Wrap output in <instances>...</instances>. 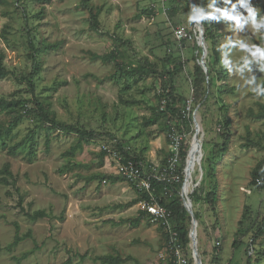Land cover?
Masks as SVG:
<instances>
[{
    "label": "rangeland",
    "instance_id": "374dc122",
    "mask_svg": "<svg viewBox=\"0 0 264 264\" xmlns=\"http://www.w3.org/2000/svg\"><path fill=\"white\" fill-rule=\"evenodd\" d=\"M192 1L89 0L84 6L82 0H0V51L12 73L0 78V98L35 97L57 121L100 135L70 154L73 134L37 129L38 120L19 117L18 107L0 112L3 128L16 119L0 140L6 145L0 169L7 163L14 179L0 184V264H102L96 258L103 255L171 264L160 224L146 215L130 224L139 215L133 202L139 195L123 179L105 178L116 176V163L103 150L120 146L145 166L164 164L170 127L195 158L187 180L161 199L178 194L185 208L183 264H195V251L200 264H246L247 257L264 264V98L238 90L242 82L220 65L226 37L259 45L260 36L250 26L236 34L230 22L215 21L196 105L194 59L200 64L202 51L186 16ZM252 6L264 15V0H252ZM91 12H98L97 31L90 28ZM175 27L192 38L178 42ZM111 52L116 61L105 59ZM240 55L232 51L233 59ZM34 61L39 71L31 88L26 79ZM252 71L264 77L255 66ZM170 79L188 116L182 117L184 107L173 117L164 111L160 95ZM15 144V154H8ZM257 173L260 186L251 182ZM212 187L215 213L206 200ZM37 211L47 217L27 216ZM15 236L21 240L10 247Z\"/></svg>",
    "mask_w": 264,
    "mask_h": 264
},
{
    "label": "trees",
    "instance_id": "16d2710c",
    "mask_svg": "<svg viewBox=\"0 0 264 264\" xmlns=\"http://www.w3.org/2000/svg\"><path fill=\"white\" fill-rule=\"evenodd\" d=\"M88 1L89 0H82L83 5L87 6ZM193 2L195 5H206L207 4V0H193ZM97 13L98 12H95V13L91 12V15L89 17L90 28H91V30H94V31H97ZM200 27L203 30V37H204V41L206 43L207 52H209L211 46H213V44H214V40L216 37V35H215L216 32H215V28H214L215 27V21L200 22ZM197 49L199 50L198 46H197ZM38 54H39V51L34 50V55H38ZM3 58H4L3 53L0 51V78H4L8 75H12V73H10L9 71H7L5 69V67L3 65ZM105 59L116 61V53L111 52ZM194 60H195L194 80H193L192 90H193V101L196 105H198V104H200V102L203 98L201 90H202V81L204 79L205 69L198 63L196 58ZM38 71H39V68H38V66L35 65V61H34L31 65L30 71L27 75L28 79H26V83L31 88H33V84L31 82V80L35 77V75L37 74ZM14 78H15V80H17L16 77H14ZM169 78H171V76ZM21 79H23L25 81L24 78H21ZM160 97L164 101V111L167 112L168 114H170L172 117L178 115L179 109L181 107H185L187 104L183 97H181L180 95L175 93L171 79L169 81L168 87H165L162 90ZM15 107H18L22 110V114H20L19 117H35L38 120V125L36 127L37 129H43L44 131H46V126H48V128L51 130L63 132L66 134H73L77 138V142L73 147H70V149H69L70 154H73L76 149L81 148L82 143H87L91 140L96 139L98 136H100L98 133H96L92 130L79 128V127H76L73 125H68V124L57 121L52 115L49 114L45 105L35 97L28 99V100H22V101L21 100H6L3 98H0V112L15 108ZM15 120L16 119H14V121ZM14 121H12V123L9 124L7 127L3 128L0 126V140L3 137V134H6L8 132V130L11 128ZM227 124H228V121H224V126H227ZM29 142H30L29 146L32 147L33 143H34V135L29 136ZM226 142H227V140L225 139L224 144ZM0 147L5 148L6 147L5 143L2 142ZM18 147H19L18 144H15V145L9 147L7 149L8 154L14 155L16 150L18 149ZM119 150L122 151L120 146H119ZM122 153H123V156L125 159H131L135 162L139 161L138 157H136V156L128 157L127 155H125V153L123 151H122ZM187 154H188L187 148L184 145L182 147V150H181L182 161L180 164V172L182 175V181H183L184 171L187 168V165L185 164V158L187 157ZM33 155H34V153L32 152V148H31L28 151V159L29 158L31 159V157ZM4 174H5V176H1ZM105 178L108 179L111 183H115L118 180L122 179L119 176H105ZM257 178H260V173L252 175L251 182L254 184L255 180ZM13 183H14V179L12 178V175L8 169V164L6 163V164H4L3 168L0 169V184L7 186V185H11ZM137 198L135 199V201H133L134 203H136ZM206 200H207V204H208L209 209L213 213H215L216 193H215L214 187H212L208 191V193L206 194ZM159 203L161 205H163L168 211H170L171 216H172V219L170 221L171 227L173 230H175L177 232L178 239L180 240L182 247L183 248L187 247L188 242H189L188 231L180 223V221L184 218L186 211H185V208L182 206L180 197L177 194V196L174 199L167 201V202H163L162 200H160ZM143 215H145L143 212H139L138 217L134 221H130V224L137 222V220L140 217H142ZM27 216L32 220H35L37 218H46L47 217L46 214L43 213L42 211L34 212L31 215L27 214ZM263 221H264V219H263ZM122 222L123 221H120V223H122ZM162 230L164 232L163 237H164L165 250H168L166 243L168 241L169 235L166 231H164L163 228H162ZM25 236H28V234H26ZM20 240H21L20 237L15 236L13 242L10 244V247L16 245L17 242ZM252 240L253 241L255 240V236L252 238ZM96 260L102 264H124V263H127L129 261H132L134 264H139L135 259H133L130 256L121 257L119 255H103V256L97 257ZM246 264H253L250 257L246 258Z\"/></svg>",
    "mask_w": 264,
    "mask_h": 264
},
{
    "label": "built area",
    "instance_id": "2783aa9c",
    "mask_svg": "<svg viewBox=\"0 0 264 264\" xmlns=\"http://www.w3.org/2000/svg\"><path fill=\"white\" fill-rule=\"evenodd\" d=\"M167 1V0H164ZM197 31V27L194 24ZM195 31V34H196ZM175 39L180 41H188L192 38L189 31H185L182 27H175ZM163 105L164 101L162 100ZM189 108L184 107L181 111L182 117L188 116ZM170 140L169 150L170 155L164 164H150L144 165L140 161H133L125 159L122 151H112L104 148L109 156L115 159L116 166L114 167L116 176L121 177L124 181L129 183L131 187L138 193L136 201L137 210L143 212L151 221L160 224L168 233L169 238L166 246L173 255L171 264H183L180 257V245L177 232L171 227V213L159 201L167 199L172 195L171 188L179 186L182 183V175L180 172V164L182 161L181 150L184 146L183 137L176 134L173 128L170 127L168 133ZM124 152V151H123ZM188 163V154L185 158V164ZM189 168L184 171L183 178L187 180ZM261 178L255 180V184L260 186ZM186 186L182 189L184 193ZM159 192V194H158ZM161 195L162 197H159ZM218 244V243H217Z\"/></svg>",
    "mask_w": 264,
    "mask_h": 264
},
{
    "label": "clouds",
    "instance_id": "9594fccd",
    "mask_svg": "<svg viewBox=\"0 0 264 264\" xmlns=\"http://www.w3.org/2000/svg\"><path fill=\"white\" fill-rule=\"evenodd\" d=\"M221 5V6H218ZM189 23L204 21H226L236 34L244 33L250 26L254 34L260 36L259 45L249 41L230 37L225 38L222 45L220 65L230 77H238L242 82L237 85L254 94L256 98H264V77L257 78L253 74V66L264 72V15L252 6V0H207L206 5H195L186 14ZM238 49L241 55L233 59L232 51Z\"/></svg>",
    "mask_w": 264,
    "mask_h": 264
},
{
    "label": "water",
    "instance_id": "95a60500",
    "mask_svg": "<svg viewBox=\"0 0 264 264\" xmlns=\"http://www.w3.org/2000/svg\"><path fill=\"white\" fill-rule=\"evenodd\" d=\"M192 1V0H191ZM192 6H195L194 2L192 1ZM196 27H197V31H196V34H197V39H198V43H199V46L201 48V58H200V65L204 67V58L205 56L207 55V47H206V43L204 41V37H203V30L202 28L200 27V23H195ZM195 253V264H200L199 263V260H198V256H197V253L196 251L194 252Z\"/></svg>",
    "mask_w": 264,
    "mask_h": 264
},
{
    "label": "bare ground",
    "instance_id": "6f19581e",
    "mask_svg": "<svg viewBox=\"0 0 264 264\" xmlns=\"http://www.w3.org/2000/svg\"><path fill=\"white\" fill-rule=\"evenodd\" d=\"M195 145H196V144H195ZM192 154H194V153H192V150H191L190 155H188L187 168H190V167L193 165V161L195 160V158H194V159L192 158Z\"/></svg>",
    "mask_w": 264,
    "mask_h": 264
}]
</instances>
